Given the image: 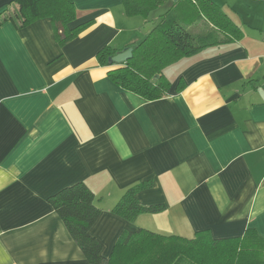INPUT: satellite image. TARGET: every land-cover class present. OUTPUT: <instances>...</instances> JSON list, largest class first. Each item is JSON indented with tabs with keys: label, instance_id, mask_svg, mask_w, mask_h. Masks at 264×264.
<instances>
[{
	"label": "crops",
	"instance_id": "obj_1",
	"mask_svg": "<svg viewBox=\"0 0 264 264\" xmlns=\"http://www.w3.org/2000/svg\"><path fill=\"white\" fill-rule=\"evenodd\" d=\"M243 30L165 70L169 93L146 101L112 81L98 52L122 50L152 27L122 0H74L65 46L49 18L0 26V264H89L48 203L84 182L102 213L90 235L109 258L124 231L192 239L264 237V0H213ZM0 0V20L16 11ZM179 84L182 89H178ZM141 191L158 215L128 222L112 212Z\"/></svg>",
	"mask_w": 264,
	"mask_h": 264
},
{
	"label": "trees",
	"instance_id": "obj_2",
	"mask_svg": "<svg viewBox=\"0 0 264 264\" xmlns=\"http://www.w3.org/2000/svg\"><path fill=\"white\" fill-rule=\"evenodd\" d=\"M17 10L7 13L0 26L11 22L22 29L42 18L51 20L54 36L60 46L78 38L90 22L71 28L76 19L74 0H14ZM125 14L152 23L147 35L125 49L111 46L97 54L101 66L117 68L109 77L121 88L146 101L165 97L171 82L165 70L200 51L240 40L243 30L213 0H122ZM158 16H153L160 9ZM204 20L208 30L194 35L189 28ZM128 48L133 57L123 65H112L110 59ZM178 89H182L179 84ZM151 183L129 187L112 212L128 222L141 215H158L165 206H143L138 195ZM48 203L65 223L89 264H264V237L249 229L244 236L215 239L209 231L192 239L164 236L147 229L124 231L109 258L103 256L102 243L90 235L101 216L93 191L84 183L64 188L48 198Z\"/></svg>",
	"mask_w": 264,
	"mask_h": 264
},
{
	"label": "water",
	"instance_id": "obj_3",
	"mask_svg": "<svg viewBox=\"0 0 264 264\" xmlns=\"http://www.w3.org/2000/svg\"><path fill=\"white\" fill-rule=\"evenodd\" d=\"M177 2L178 0H174ZM133 57V48H128L123 52L118 53L110 59V63L113 65H123Z\"/></svg>",
	"mask_w": 264,
	"mask_h": 264
},
{
	"label": "rangeland",
	"instance_id": "obj_4",
	"mask_svg": "<svg viewBox=\"0 0 264 264\" xmlns=\"http://www.w3.org/2000/svg\"><path fill=\"white\" fill-rule=\"evenodd\" d=\"M165 11V9H160L159 11H157L153 16H158L160 15L161 13H163ZM208 30V26H207V23H205L204 20L200 21L198 24L196 25H193L189 28V31L194 34V35H197V34H201V33H204Z\"/></svg>",
	"mask_w": 264,
	"mask_h": 264
}]
</instances>
